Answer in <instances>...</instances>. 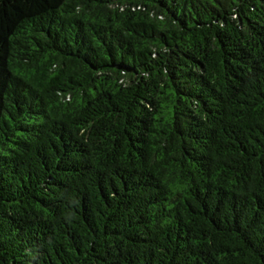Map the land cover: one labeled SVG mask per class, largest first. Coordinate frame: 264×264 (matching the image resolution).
<instances>
[{"label": "trees", "instance_id": "1", "mask_svg": "<svg viewBox=\"0 0 264 264\" xmlns=\"http://www.w3.org/2000/svg\"><path fill=\"white\" fill-rule=\"evenodd\" d=\"M0 264H264V0H0Z\"/></svg>", "mask_w": 264, "mask_h": 264}]
</instances>
